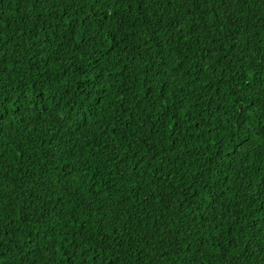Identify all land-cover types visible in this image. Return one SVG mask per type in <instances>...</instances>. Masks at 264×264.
<instances>
[{
  "label": "trees",
  "instance_id": "16d2710c",
  "mask_svg": "<svg viewBox=\"0 0 264 264\" xmlns=\"http://www.w3.org/2000/svg\"><path fill=\"white\" fill-rule=\"evenodd\" d=\"M0 264H264V0H0Z\"/></svg>",
  "mask_w": 264,
  "mask_h": 264
}]
</instances>
